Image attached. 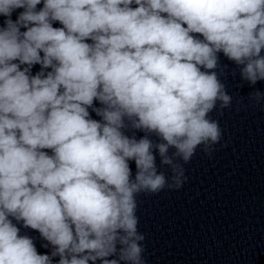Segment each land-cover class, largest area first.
Returning <instances> with one entry per match:
<instances>
[{"label": "clouds", "instance_id": "obj_1", "mask_svg": "<svg viewBox=\"0 0 264 264\" xmlns=\"http://www.w3.org/2000/svg\"><path fill=\"white\" fill-rule=\"evenodd\" d=\"M0 16V264H146L138 197L227 146L221 56L253 89L235 111L264 109V0H0Z\"/></svg>", "mask_w": 264, "mask_h": 264}]
</instances>
